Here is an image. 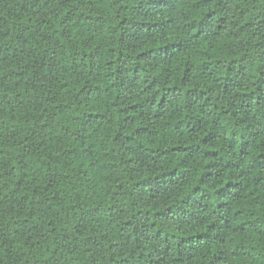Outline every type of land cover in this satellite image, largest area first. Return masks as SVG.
<instances>
[{"label":"clouds","instance_id":"1","mask_svg":"<svg viewBox=\"0 0 264 264\" xmlns=\"http://www.w3.org/2000/svg\"><path fill=\"white\" fill-rule=\"evenodd\" d=\"M4 2L0 0V5ZM129 2L49 0L46 4L45 0H29V15L35 13L30 23L34 26L46 25L42 35L48 37L44 45L48 51L38 49L35 36L28 32H22L19 36L13 33L9 41L0 40V76L12 74L0 87V144L12 149L6 156L0 157V171L5 168L14 172L18 170L19 174L12 183L15 184L16 179L23 176L18 190L21 194L33 188L41 192L46 198V218L59 225L53 235L51 232L45 234L44 231L34 230L31 221L17 225L19 233L7 223L0 224L4 230L0 234V264H116L110 258L116 252L127 255L128 261L135 264H180L178 256L183 259V264H193L190 255H184L185 252L191 254L189 243L199 248L200 256L205 254L202 242L197 244L195 237L190 242L181 239L194 229H203L191 223L183 224L176 218L175 209L180 206L178 197L191 183L199 182L204 165L207 164V170L215 175L218 165L234 157L231 154L225 156L222 152L225 161L217 156L210 163L202 154L169 153L161 159L152 152L155 147L163 151L171 144L198 143L197 137L200 135L192 136L186 128L180 133L174 131L176 120L184 119L185 101L170 92L168 85L170 81L179 82L177 69L183 67L182 60L188 59L192 52L200 53L201 38H195L193 32L201 27L198 21L210 7L218 6L223 11L213 14L214 18L202 36L209 37L214 46V55L221 57L222 63L208 64L207 71L213 73L211 76H198L203 70L193 68V77L202 81L195 86H212L210 94L214 97L220 95L224 107L234 102L236 107L233 111L243 112L240 105L246 103L245 98L237 95L239 89L224 95L223 78L239 79L246 75L249 86L258 78L257 61L264 70V44L258 43L264 41V32L253 37L245 26L248 19L246 13L251 12L253 0H211L208 8L204 5L209 0H174L176 7L170 14L174 19L167 25L168 33L138 32L128 25L120 26L118 17L127 15L122 5ZM260 6L264 7V2ZM58 24L59 31L56 27ZM217 25H222L219 36L212 35L218 31ZM122 29L126 31L122 33ZM60 32H63V36ZM166 35L171 40L182 42L186 48L190 46V51L182 54L174 46L165 51L152 43ZM149 48L151 52L147 51ZM141 52L145 53L144 58L138 60ZM41 56L48 66V72L53 76H60L63 72V78L70 80V90L61 91L58 86L40 83L41 78L52 79L43 75L45 68L39 63ZM234 58L236 62L231 63ZM109 61L113 63L109 65ZM138 62L145 69L151 66L150 70L139 73V80L135 81L130 93L120 88L117 94L120 78L116 69L121 68L122 77L131 79L132 70ZM25 65L34 69L35 84L31 83L32 77L28 78L27 84L23 79L18 84L13 78L17 70H25ZM71 68L77 70L64 71ZM92 69H95V80L89 75ZM96 84L100 87L96 88ZM81 89L84 91L81 92ZM17 93L22 94L17 96ZM164 93H167L165 104L169 112L158 117L156 106L149 108L145 101L155 96L158 105L159 96ZM49 97L55 100V104H48L49 111L56 113V105L59 111L49 116L46 131L33 134V119L37 123H44L40 113L44 100ZM137 102L144 105L134 113L139 117L138 123L129 125L130 131L124 135L134 136L135 129L141 125H151L153 134L134 136L131 141L121 135L117 140V133H123L124 129L120 127L123 114L117 117L118 108L115 105L125 109ZM141 111L144 112L143 117H140ZM260 111L264 112V108ZM89 113H99L100 118L90 117L87 115ZM212 118L206 117L209 122L206 131H220L222 125L213 127ZM222 135L227 137L229 133L224 129ZM25 136L29 139L26 140ZM41 140L46 141L43 147ZM13 144L18 147L12 148ZM71 149H76L77 154L70 155ZM181 160L182 165L179 164ZM103 167L109 169L106 176L101 174ZM172 168H177V171L172 173ZM233 174H236L235 169ZM260 175L264 176V172ZM89 180H102L104 183L95 193L86 192L85 185ZM182 180H187L188 184ZM138 181L141 183L137 184ZM45 185L50 186L47 193L43 191ZM204 187L209 188L210 185ZM7 194V190L0 193V199ZM53 196H58L55 204H60V209L55 204L52 208L48 207ZM97 197L104 204L99 216L90 217L85 212L84 218L77 216L73 219L61 214V211L71 210L67 205L86 210L98 202ZM22 209L25 212L29 210L24 205ZM137 213H142V216L137 217ZM156 213L160 215L156 216ZM215 219L213 216L208 222L212 223ZM126 220L132 221L131 227L124 224ZM260 227L264 228V224ZM158 229L163 231L158 233ZM172 232L178 235L169 236L166 242L164 236ZM137 236L139 239L135 238ZM86 237H91V240ZM166 243L172 248L171 252L164 251ZM109 245L114 247L109 249ZM228 246L220 245L221 248ZM138 252H144V255L140 256ZM148 252L153 255L149 257Z\"/></svg>","mask_w":264,"mask_h":264},{"label":"trees","instance_id":"2","mask_svg":"<svg viewBox=\"0 0 264 264\" xmlns=\"http://www.w3.org/2000/svg\"><path fill=\"white\" fill-rule=\"evenodd\" d=\"M48 2L49 0H45L46 4ZM262 2L264 0H253L251 12L246 13L248 19L245 22V26L251 31L253 37H257L261 32H264V7L260 6ZM210 4L211 0L204 7L208 8ZM175 7L174 0H130L129 4L122 5L127 15L118 17L119 25H128L138 32L168 33L167 25L174 19L170 14L175 10ZM29 11V0H5L0 5V40L9 41L13 33L19 36L22 32H28L29 35L35 36L36 47L43 52H47L48 48L44 47V45L48 42V37L42 35V29L46 25H32L30 22L35 13L33 12L32 16H30ZM68 11L70 12L71 9H68ZM220 11H223V9L213 5L198 21L201 27L194 30L193 36L201 38L200 53H203V55L192 52L188 59H183V67L177 69L179 82L172 83L170 81L168 85L170 92L176 97H182L185 101L182 113L184 119L176 120L174 131L180 133L182 129L186 128L187 132L192 136L200 133L197 137L198 143L171 144L168 149L163 151L159 147H155L152 149V152L157 153L161 159L166 158L169 153H184L195 156L202 154L210 163L212 162V158L217 156L222 161H225V156L231 154V157H234V159L228 158L225 163L218 165L215 175L207 170V164L204 165L199 176V182L191 183L190 186L185 188V192L181 193L178 197L180 206L175 209L176 218L183 224L191 223L197 226V228L203 229H194L183 235L181 239L190 242L195 237L197 244H201L202 242L205 254L200 256L199 248L189 243L188 248L191 250V254L185 252L184 255L186 257L190 255L193 264H264V228L260 227L261 224H264V216H262V213H264V176L260 175V173L264 172V112L260 111V109L264 108V70H261L260 63L257 61L256 71L259 73V76L254 79L250 86L248 85L246 75L241 76L239 79L228 76L223 78L224 95L239 89L240 91L237 92V95L245 98L246 103L240 105V108L243 109L241 113L233 111V108L236 107L234 102H230L228 107H224L220 95L214 97L210 94L212 86H195L197 82L202 83V81H199L197 77H193L192 73L193 68L199 67L203 71L198 76H203L204 74L211 76L213 73L207 71L208 64L215 63L220 65L222 63V58L214 55V46L209 37L207 35L202 36L206 29H208L211 19L214 18L213 14ZM220 19L223 20V17ZM18 26L20 27L18 28ZM56 27L59 31L60 25L58 24ZM29 29H34V31H29ZM217 29L218 31L212 35L219 36L220 31H222V25H217ZM123 31H126V29H122V33ZM60 35L63 36V32H60ZM123 38L122 34L121 39ZM152 43L165 51L170 46L176 47L177 51L182 54L190 51V46L186 48L182 42L171 40L167 35L163 39L152 41ZM258 43L264 44V41ZM147 51L151 52L152 49L149 48ZM85 55H88V53ZM144 55L145 53L141 52L138 60H142ZM243 58L240 57L239 59ZM117 59L119 60L120 56ZM235 62L236 59L234 58L231 63ZM39 63L45 68L43 75L52 77V79L48 80L41 78V84L48 83L54 87L58 86L61 91L71 89L72 84L70 80L63 78V72L60 76H53L52 73L47 71L48 66L44 64L43 56H41ZM108 63L111 65L113 62L109 61ZM231 63L229 71L231 70ZM150 68L151 66L145 69L143 64L138 62L132 70L131 79L122 77V69L117 68L116 72L120 78L117 94H119L120 88L125 93H130L135 87V81L139 80V73L149 71ZM76 70V68H71L64 71L75 72ZM94 71L95 69L89 71V75L93 76V80L96 79V76L93 75ZM10 76H12L11 73L0 76V87L3 86L2 82L7 81ZM29 77L33 78L31 83L35 84L34 69L25 65V70H17L13 78L17 80L18 84L21 79L27 84L29 83ZM153 83H155V80ZM189 84L193 86H189ZM20 86L23 90H27L24 85ZM95 87L99 88L100 85L96 84ZM245 88L248 90L244 91ZM80 91L83 92L84 89ZM21 94L17 93V96ZM166 99L167 93H164L159 96L158 105L156 104L155 96L149 97L145 103H147L149 108L156 106V115L163 117L168 115L169 112L165 104ZM50 102L55 104V100L51 97L45 99L43 102V110L40 115L44 123H37L33 119V134L46 131L45 124L49 116L58 113V105H56V113L49 111L48 104ZM115 106L118 108L117 117L123 114L120 120V127L124 129V132L117 133L116 139L119 140L121 135L130 131L129 125L138 123L139 117H136L134 113L138 109L143 108L144 105L140 102L131 103L125 109H119L118 105ZM193 113L199 114L192 115ZM248 113H251V115ZM87 115L100 118L99 113H89ZM143 116L144 112L141 111L140 117ZM208 116L213 117L211 121L213 127L217 124L222 125L220 131H206L209 127V122L206 119ZM224 129L229 133L227 137H223L222 135ZM153 132L154 129L151 125H141L135 129L134 136H151ZM134 136L124 135V139L131 141ZM25 139L28 140L29 137L25 136ZM45 143L46 141L41 140V147ZM16 147L18 145H12V148ZM11 150L0 144V157L6 156ZM222 152L225 153V156H221ZM69 153L70 155H76L77 150L71 149ZM49 163L54 162L49 161ZM179 164L182 165L183 161L181 160ZM233 169L236 170L235 175L233 174ZM176 171L177 168L171 169L172 173ZM108 172L109 169L106 167L101 169L102 175L106 176ZM18 174V170L14 172L10 168L0 171V193H4L6 190L9 193L5 195L4 199H0V224L7 223L11 225L15 232L19 233L20 228L17 225H25L31 221L34 230L44 231L45 234L51 232L54 235L59 225H56L53 220L46 218L48 215L44 210L46 198L34 188L21 194L18 190L24 177L20 176L19 179H16L15 184L12 183ZM182 182L186 185L188 184L187 180H182ZM102 183H104L102 180H89L85 185V191L95 193ZM139 183L141 181L137 182V184ZM206 184L210 185V187L205 188L204 185ZM49 187L45 185L43 191L47 193ZM17 196L19 197L18 200L16 199ZM57 199L58 196H53L51 201L48 202V207L52 208ZM97 201L96 204L91 205L86 210H78L75 205H67L71 210L69 212L61 211V214L65 218L71 216L73 219L77 216L84 218L85 212L90 217L99 216L104 204L99 202L98 197ZM22 205L26 206L29 210L25 212L22 209ZM55 207L60 209L61 206L60 204H55ZM136 215L137 217H141L142 213H137ZM155 215L159 216L160 214L156 213ZM213 216L216 219L212 223H209L208 221ZM165 218L167 219L168 217ZM152 222L155 224V220ZM124 224L131 227L132 221L126 220ZM3 231V228H0V234ZM162 231L158 229V233ZM177 235V232L168 233L164 236V239L167 242L169 236L175 237ZM135 238L139 239V236ZM86 239L91 240V237H86ZM224 244L229 246L221 248L220 245ZM175 246L179 248L178 244ZM108 247L111 249L114 246L109 245ZM164 251L171 252L172 248L166 243ZM138 254L143 256L144 252H138ZM147 255L151 257L153 254L148 252ZM110 258L116 264H135V262L128 261L127 255L122 256L119 252L111 255ZM177 260L180 264H183L181 257L178 256Z\"/></svg>","mask_w":264,"mask_h":264}]
</instances>
